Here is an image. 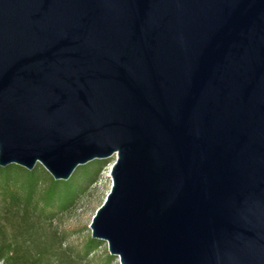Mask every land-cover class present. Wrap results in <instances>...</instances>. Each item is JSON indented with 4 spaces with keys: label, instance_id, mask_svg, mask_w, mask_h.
Segmentation results:
<instances>
[{
    "label": "water",
    "instance_id": "1",
    "mask_svg": "<svg viewBox=\"0 0 264 264\" xmlns=\"http://www.w3.org/2000/svg\"><path fill=\"white\" fill-rule=\"evenodd\" d=\"M112 157L118 264H264V0H0V168Z\"/></svg>",
    "mask_w": 264,
    "mask_h": 264
},
{
    "label": "trees",
    "instance_id": "2",
    "mask_svg": "<svg viewBox=\"0 0 264 264\" xmlns=\"http://www.w3.org/2000/svg\"><path fill=\"white\" fill-rule=\"evenodd\" d=\"M106 163L79 166L66 181H53L38 164L30 171L15 165L0 168V202L7 211L0 222V264H72L65 252L53 248L55 234L40 232L41 223L73 205L97 182ZM100 243L88 238L80 258L93 254ZM101 264L117 263L106 254Z\"/></svg>",
    "mask_w": 264,
    "mask_h": 264
},
{
    "label": "rangeland",
    "instance_id": "3",
    "mask_svg": "<svg viewBox=\"0 0 264 264\" xmlns=\"http://www.w3.org/2000/svg\"><path fill=\"white\" fill-rule=\"evenodd\" d=\"M106 161L107 163L101 170L100 176L94 185L81 194L67 210L57 213L52 220L42 221L41 223L40 232L49 235L50 233H54L56 240H54L53 248L65 252L71 258L72 264H101L104 256L107 254L106 245L104 242H101L100 247L93 254L80 258L83 246L86 240L90 238V231L88 229L90 219L109 190L110 179L108 169L113 163L114 158L106 159ZM36 213L34 212V214ZM6 216L7 211L0 202L1 223H4Z\"/></svg>",
    "mask_w": 264,
    "mask_h": 264
}]
</instances>
